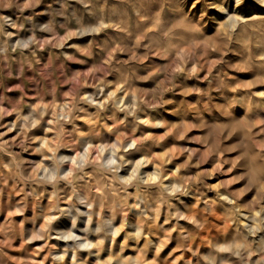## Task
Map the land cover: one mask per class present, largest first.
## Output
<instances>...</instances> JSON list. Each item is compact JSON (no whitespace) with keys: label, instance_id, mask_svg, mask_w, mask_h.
<instances>
[{"label":"rangeland","instance_id":"rangeland-1","mask_svg":"<svg viewBox=\"0 0 264 264\" xmlns=\"http://www.w3.org/2000/svg\"><path fill=\"white\" fill-rule=\"evenodd\" d=\"M85 138L100 159L68 173ZM223 204L237 234L264 213V0H0V264H93L95 221L156 224L178 264L192 233L207 264Z\"/></svg>","mask_w":264,"mask_h":264},{"label":"bare ground","instance_id":"bare-ground-1","mask_svg":"<svg viewBox=\"0 0 264 264\" xmlns=\"http://www.w3.org/2000/svg\"><path fill=\"white\" fill-rule=\"evenodd\" d=\"M134 141L135 140L132 139L130 143H133ZM94 142L95 141H93L91 138H85L83 152H80L78 149H73L72 154L68 153V155L66 154L61 156V159H67L66 168L69 171H67L68 173H71L74 170V165L76 163L79 165L81 163V165L83 164L84 166V164L94 161L91 159V157L94 159H100V151L103 149V146H101L102 142L100 141L99 145L95 144ZM133 152H140L139 154L141 155V148L139 146H135V149L132 151V153ZM142 155L144 157H142V159H146L145 154ZM136 163L138 165L140 163L139 160L136 161ZM172 180L173 179L171 177L169 180L170 184H172ZM95 184L97 188L98 184ZM81 198L83 197H80V199ZM90 203L91 202H89V204ZM85 204L87 205V203ZM143 206L146 208H151L153 204L145 203ZM227 207L237 208L238 212H241L237 204L232 206L223 204L221 209L228 213V217L225 215L220 216V213L218 214L219 209H216L214 206H210L209 212L205 217L207 220V223L204 222L206 226L204 227L201 222L197 225L199 226L198 228L200 230L203 229V231H200L201 233L198 232L197 234L199 235V240L204 238L207 244V264H224L227 262H233L235 264H247L250 261L252 254H255L257 258L261 257L264 262V234H262L264 233V222H260V219L264 220V213L261 214L259 209L255 210L256 212H251V218L255 220V224L251 222V224L254 225V229L252 232L241 229L240 233L237 234L235 228H237L238 224L235 221V215H232V212L229 213V208ZM251 209L254 208L251 207ZM83 212L87 217L84 227H89L90 218L92 217V213H94V209H86ZM258 213L260 214L258 215ZM72 216H74L75 219L74 213ZM50 219V216L44 214L43 220L38 225V230L40 232L49 226ZM105 228L108 235L107 237H102L99 233L101 228L99 227L98 222L96 223L95 221L94 227L91 229L86 228L87 230L84 233V238L82 239L83 242H78V245L83 246L84 248L91 247V250H88L87 253H96V255L92 258L94 260L93 264H178L177 261H169L170 258L174 259V249L170 244H167L166 241L160 238V233L158 232L156 224L147 226L135 223V225H131L129 227L130 229L128 231H124L121 235L123 240H129L128 243L123 242L122 240L119 241V243L116 242V237L120 232L119 229L114 227L112 224L105 226ZM257 231L262 234V239L260 242L254 243V234H256ZM68 234V231L64 232V235L68 236ZM195 238H197V236L192 233L187 232L185 235L184 241L187 242L185 244L188 250L185 249L181 251L182 257L184 259L183 264H185V262L191 264L194 260L189 256V250L197 251L202 245V242H195ZM100 239H103V242H101ZM100 252H104L106 257L104 260L100 258ZM71 257L72 258L69 261V264H74L73 261L76 259L80 262V264H87V261L83 258V255L78 253L76 249L72 250Z\"/></svg>","mask_w":264,"mask_h":264}]
</instances>
